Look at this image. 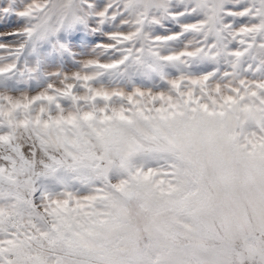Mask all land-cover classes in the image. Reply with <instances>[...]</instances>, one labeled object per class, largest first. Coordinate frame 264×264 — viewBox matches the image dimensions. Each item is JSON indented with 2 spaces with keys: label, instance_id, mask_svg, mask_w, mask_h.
Here are the masks:
<instances>
[{
  "label": "snow or ice",
  "instance_id": "6c2138e0",
  "mask_svg": "<svg viewBox=\"0 0 264 264\" xmlns=\"http://www.w3.org/2000/svg\"><path fill=\"white\" fill-rule=\"evenodd\" d=\"M0 264H264V0H0Z\"/></svg>",
  "mask_w": 264,
  "mask_h": 264
}]
</instances>
